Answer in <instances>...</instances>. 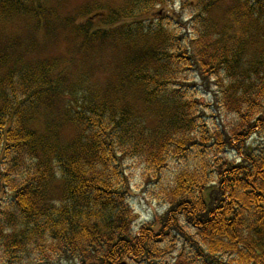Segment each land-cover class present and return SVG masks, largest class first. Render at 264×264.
<instances>
[{
    "label": "trees",
    "instance_id": "16d2710c",
    "mask_svg": "<svg viewBox=\"0 0 264 264\" xmlns=\"http://www.w3.org/2000/svg\"><path fill=\"white\" fill-rule=\"evenodd\" d=\"M164 2L130 0L107 24L136 49L111 99L51 80L56 62L0 54L5 264H264V0H182L188 22L119 27ZM44 8L0 0V24ZM128 160L155 182L159 223L134 226Z\"/></svg>",
    "mask_w": 264,
    "mask_h": 264
},
{
    "label": "rangeland",
    "instance_id": "374dc122",
    "mask_svg": "<svg viewBox=\"0 0 264 264\" xmlns=\"http://www.w3.org/2000/svg\"><path fill=\"white\" fill-rule=\"evenodd\" d=\"M41 1L46 8L37 17L21 16L0 24V54L9 55L12 60L22 56L32 65L40 61L56 62L59 70L50 75L51 80L63 77L65 80L62 82L77 85L86 78L89 83L84 85L89 93L101 100L111 99L114 94L109 89L117 83L128 81L133 67L132 54L136 49L124 46L118 40L114 44L107 41L109 34L117 29V25L108 27L107 24L114 21L117 13L126 8L130 0ZM191 13L189 9L184 10L182 0H165L153 8L151 14L146 12L138 18L119 24V27L144 23L146 20L155 22L158 18L178 21L179 17L188 22ZM102 29L106 31L100 37L97 30ZM86 35L101 39L90 38L85 43ZM199 96L202 105L214 104L213 90H200ZM128 99L131 100V96ZM64 104L65 100L60 99L55 107H62ZM134 104L143 112L136 95ZM208 113L205 111L203 115L208 116ZM62 133L67 137L73 130L63 128ZM126 167L131 184L130 204L136 216L134 226L139 227L142 223L151 221L159 223V217L166 208L159 202L157 192L153 193L155 182L146 179L144 167L138 160H128ZM179 167L180 165L173 164L171 171L175 172ZM171 175L173 173L168 172L166 177L172 178ZM44 262L40 260L36 264H48ZM0 264H5L1 257ZM56 264L68 263L59 261Z\"/></svg>",
    "mask_w": 264,
    "mask_h": 264
}]
</instances>
